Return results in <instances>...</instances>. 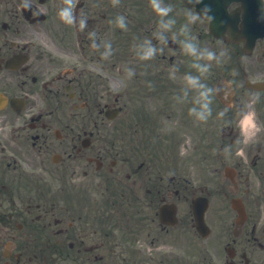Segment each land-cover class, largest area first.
I'll return each instance as SVG.
<instances>
[{
    "label": "flooded vegetation",
    "instance_id": "flooded-vegetation-1",
    "mask_svg": "<svg viewBox=\"0 0 264 264\" xmlns=\"http://www.w3.org/2000/svg\"><path fill=\"white\" fill-rule=\"evenodd\" d=\"M22 3L0 0V264H264V230L249 217L213 238L189 230L194 223L181 208L188 195L180 161L146 150L151 138L134 130L199 123L189 115L195 92L184 103L175 99L183 77L197 74L187 70L180 28L166 33L162 44L149 20L141 39L118 45L114 58L124 86L109 104L105 65L99 63L103 50L93 47L99 38H90L104 31L106 0H79L75 11L87 18L84 32L60 21L62 0H31V10ZM229 10L225 29L236 20V32L242 30L240 7ZM231 36L210 41L242 52L245 42ZM145 40L158 49L153 60L138 58ZM91 48L98 49L93 56ZM124 68L135 73L128 84ZM212 75L211 87L232 81L225 94L230 109L220 116L227 105L216 96L212 111L220 152L239 155L230 166L234 190L245 184L244 203L262 206L264 89H251V83L264 82V38ZM111 108H117L113 121L105 116ZM245 114L251 115L254 149L236 151L246 143L240 127ZM163 204L175 206V217L164 216L166 224L158 217ZM219 244L225 245L223 257Z\"/></svg>",
    "mask_w": 264,
    "mask_h": 264
},
{
    "label": "clouds",
    "instance_id": "clouds-1",
    "mask_svg": "<svg viewBox=\"0 0 264 264\" xmlns=\"http://www.w3.org/2000/svg\"><path fill=\"white\" fill-rule=\"evenodd\" d=\"M152 10L159 17V32L157 33V39L162 43H167L166 33L171 31L176 21L170 18V14L173 12V7L171 5H165L163 0H149ZM79 0H62V6L59 8L58 17L62 23L65 25L73 26L77 28L79 32H84L87 27V18L76 15V5ZM113 7H117L120 4V0H111ZM187 4L191 5L193 8L195 6L202 4V0H187ZM32 4L31 0H23L22 8L24 10H31ZM212 9L208 5H204L200 8L199 12H193L189 9L187 12V22L183 24L179 29V36L184 37L180 41L182 49L185 55L192 58L193 62L190 67L197 73L193 75L191 73L186 74L183 77V88L182 94L175 97L178 103H184L188 100L189 93L195 92L194 105L189 109V115L192 116L196 121L201 123H207V121L212 116V102L213 98L220 96L221 99L226 100V108L219 115L223 116L231 107L230 100H227L225 94L230 95V88L232 81H225L222 86L210 87L204 80L210 75L213 64H221L224 58L227 56V51H221L219 54L209 48H201L196 37L191 34V25L199 22H207L211 24L215 17L211 15ZM262 15L258 19L264 20V0L261 4ZM115 24L117 27L123 30H127V20L123 15L116 17ZM90 38L95 41L96 33H90ZM93 47H100L99 43L93 44ZM163 51V49H159ZM158 49L153 45L151 40H145L140 45H138V58L141 61H149L155 59ZM113 54V49L110 42L103 43V52L101 58L107 60ZM178 69L172 68L170 70V78L176 79V73ZM132 69L126 70V75L128 79H131L134 75ZM254 100H259V97H253ZM246 115V114H245ZM230 151V149L228 150Z\"/></svg>",
    "mask_w": 264,
    "mask_h": 264
},
{
    "label": "rangeland",
    "instance_id": "rangeland-1",
    "mask_svg": "<svg viewBox=\"0 0 264 264\" xmlns=\"http://www.w3.org/2000/svg\"><path fill=\"white\" fill-rule=\"evenodd\" d=\"M138 6L140 8L147 7V0H137ZM187 12L186 11V22H187ZM111 25L106 29L105 38L112 39L115 33V27L110 22ZM206 25L202 22L197 21L192 24L191 34L196 38L198 34H203V29ZM202 48H209L212 51H218L219 54L221 51L226 50V47L218 45L216 42H210L203 40ZM229 50H227V54H229ZM227 56L224 58L223 62L219 65L213 64V67L223 66V63H227ZM110 65H108L109 67ZM108 77V87L111 92L113 88H115V70L108 69L107 72ZM167 131H173L175 133V137L178 139V143L176 141H171L170 149L172 151L181 152V156L186 160V168H187V178L190 179V183L193 186L201 185L203 191H206L210 194L209 197V209L207 211L206 217L209 218H217L223 219L224 217H233V211L230 208L229 201L223 198V192L227 191L229 183L223 179V165L221 166L220 161L216 162L215 159H212L207 152L211 151V143H209L205 138H203L202 143L198 140V133H193L189 128H185L181 131L179 127H167ZM202 132V126L200 127V133ZM216 164V166H215ZM218 166V167H217ZM190 187V186H189ZM254 216H258L264 220V207H259L253 209ZM224 220V219H223ZM218 221L213 223L218 225ZM218 226L213 227V230H219ZM221 247V245H220Z\"/></svg>",
    "mask_w": 264,
    "mask_h": 264
},
{
    "label": "water",
    "instance_id": "water-1",
    "mask_svg": "<svg viewBox=\"0 0 264 264\" xmlns=\"http://www.w3.org/2000/svg\"><path fill=\"white\" fill-rule=\"evenodd\" d=\"M185 1L187 2V0H185ZM227 3H228V1L222 4L221 0H202V4L197 5V7H199L198 10H200V8L203 7L204 5H208L212 9L211 15H216L218 13L217 9L223 10V6L226 5ZM214 22H215V19L211 23V25H213ZM206 208H207V201L205 199H198L196 201L195 207L193 208L194 215L196 218V222L198 225V230L200 232L204 231L202 228V223H203V216H204V212H205Z\"/></svg>",
    "mask_w": 264,
    "mask_h": 264
}]
</instances>
